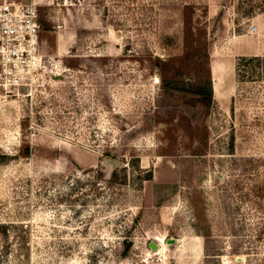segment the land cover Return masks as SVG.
<instances>
[{
  "label": "rangeland",
  "instance_id": "1",
  "mask_svg": "<svg viewBox=\"0 0 264 264\" xmlns=\"http://www.w3.org/2000/svg\"><path fill=\"white\" fill-rule=\"evenodd\" d=\"M29 1L38 61L0 73V264H264V0ZM198 83L200 116L171 110Z\"/></svg>",
  "mask_w": 264,
  "mask_h": 264
},
{
  "label": "built area",
  "instance_id": "2",
  "mask_svg": "<svg viewBox=\"0 0 264 264\" xmlns=\"http://www.w3.org/2000/svg\"><path fill=\"white\" fill-rule=\"evenodd\" d=\"M37 15L34 1L0 2V73H19L23 65L38 61ZM247 31L254 32L255 26L249 23Z\"/></svg>",
  "mask_w": 264,
  "mask_h": 264
},
{
  "label": "flooded vegetation",
  "instance_id": "3",
  "mask_svg": "<svg viewBox=\"0 0 264 264\" xmlns=\"http://www.w3.org/2000/svg\"><path fill=\"white\" fill-rule=\"evenodd\" d=\"M165 88L169 91L189 93L195 96L194 98H191L189 100H184V101H178V99L174 98V102L170 103L171 110L178 111V112L181 111V115L183 114L189 117L198 118L200 116V113H202V109L206 108L210 104L211 99H212V94H211V98H209L207 95L191 89L192 87H186L184 85L183 86L171 85ZM170 99H171V96H170ZM121 167L122 166H120V168ZM118 168H116V171L118 170ZM113 175H115V173Z\"/></svg>",
  "mask_w": 264,
  "mask_h": 264
},
{
  "label": "trees",
  "instance_id": "4",
  "mask_svg": "<svg viewBox=\"0 0 264 264\" xmlns=\"http://www.w3.org/2000/svg\"><path fill=\"white\" fill-rule=\"evenodd\" d=\"M37 22H38V25L40 26L41 20L38 18V15H37ZM38 30H39V28H38ZM191 89L198 91V92H201V93L207 95L209 98H211L212 91H211V86L209 85V83L207 85L198 83L197 85H195Z\"/></svg>",
  "mask_w": 264,
  "mask_h": 264
},
{
  "label": "water",
  "instance_id": "5",
  "mask_svg": "<svg viewBox=\"0 0 264 264\" xmlns=\"http://www.w3.org/2000/svg\"><path fill=\"white\" fill-rule=\"evenodd\" d=\"M166 242H167V243H170L171 240H167ZM149 246H150V248L153 249V250L157 248V244H156L154 241L150 242V243H149ZM240 260H241V259H240L239 257L236 258V261H240Z\"/></svg>",
  "mask_w": 264,
  "mask_h": 264
},
{
  "label": "crops",
  "instance_id": "6",
  "mask_svg": "<svg viewBox=\"0 0 264 264\" xmlns=\"http://www.w3.org/2000/svg\"><path fill=\"white\" fill-rule=\"evenodd\" d=\"M2 1H4V0H0V2H2ZM9 1H15V2H22V3H25V2H27L28 0H24V1H21V0H9Z\"/></svg>",
  "mask_w": 264,
  "mask_h": 264
}]
</instances>
